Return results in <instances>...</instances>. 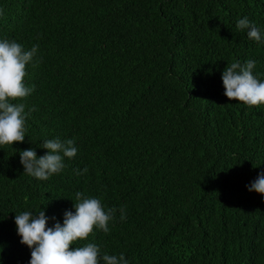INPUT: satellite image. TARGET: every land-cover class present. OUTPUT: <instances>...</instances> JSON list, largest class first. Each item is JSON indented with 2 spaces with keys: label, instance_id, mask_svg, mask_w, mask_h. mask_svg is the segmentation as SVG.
Wrapping results in <instances>:
<instances>
[{
  "label": "trees",
  "instance_id": "obj_1",
  "mask_svg": "<svg viewBox=\"0 0 264 264\" xmlns=\"http://www.w3.org/2000/svg\"><path fill=\"white\" fill-rule=\"evenodd\" d=\"M245 16L264 37V0H0V40L38 46L34 90L14 101L25 140L0 145V264L31 259L15 215L62 225L77 192L118 211L73 247L127 264H264V197L248 191L264 173V105L229 101L221 78L254 60L264 82ZM52 139L76 156L46 181L24 173L20 153L39 158Z\"/></svg>",
  "mask_w": 264,
  "mask_h": 264
},
{
  "label": "clouds",
  "instance_id": "obj_2",
  "mask_svg": "<svg viewBox=\"0 0 264 264\" xmlns=\"http://www.w3.org/2000/svg\"><path fill=\"white\" fill-rule=\"evenodd\" d=\"M236 27L246 29L248 38L253 41L264 40L260 29L246 16L238 21ZM37 51L38 46L25 51L15 41L0 40V145L25 140L26 105L14 101L24 100L34 90V86L25 85L24 78L26 66L34 60ZM255 67L256 61L249 60L243 65L234 62L224 69L221 78L224 95L229 101L250 107L264 105V82L253 74ZM40 147L47 150L45 155L37 158L35 149H27L20 153V163L24 173L41 181L59 173L64 168L65 157L71 159L77 154L73 140H46ZM83 171L87 172V169ZM248 191L264 197V173L258 174ZM75 195L77 203L73 205L74 211L64 213L62 225L55 223L48 227V218L41 209L37 214L25 211L15 215L20 243L31 249L29 264H127L123 254L101 255L100 248L93 243L73 247L75 242L87 239L94 229L108 233L109 222L115 219L118 211L115 208L106 209L98 198L86 197L80 192ZM119 211L121 220L125 219L123 209Z\"/></svg>",
  "mask_w": 264,
  "mask_h": 264
}]
</instances>
